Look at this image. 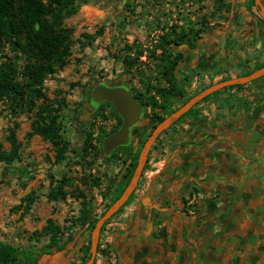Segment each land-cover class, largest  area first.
<instances>
[{"label": "rangeland", "instance_id": "obj_1", "mask_svg": "<svg viewBox=\"0 0 264 264\" xmlns=\"http://www.w3.org/2000/svg\"><path fill=\"white\" fill-rule=\"evenodd\" d=\"M243 1L249 16L264 28L259 22L257 8L249 6V0H75L77 12L64 21L72 30L73 45L68 64L43 81V93L55 111L59 137L53 142L37 135L29 137L32 114L14 112L7 102L0 105V143L3 149H9L6 137L11 129L20 143L19 160L9 166L0 162V243L38 253L50 243L52 233H42L49 220L59 228L58 244L62 247L59 251L52 249V252L65 254L70 250L73 254L81 252L82 256L92 230L90 224L104 212L111 191L128 164V150L116 149L110 158H103L99 152L100 132L112 130L117 120L107 105L102 106L96 117L89 113L86 103L90 88L101 81L110 85L125 81L147 104L144 109L146 122L131 131L132 144L137 147L142 137L134 133H150L151 99L162 102L157 90H169L175 85V96L168 101L169 106L175 108L189 96L197 94L199 89L229 76L232 68L226 61L233 55L231 50L236 43L227 45L225 38L227 34L229 37L242 34L243 17L239 16V11ZM224 27L228 31L217 40L223 46L216 51L213 71L190 69L192 64L185 65L180 61L172 77L173 83L166 78L161 65L163 49L170 51L172 56L176 51L172 46H164L165 38L184 31L192 40L197 33L200 38L190 48L199 49L205 37ZM185 48L181 45L178 50L188 56ZM5 53L10 55L8 51ZM239 69L242 76L249 72L246 66ZM248 84L214 92L165 133L173 131L185 119L194 117L197 108L202 110L201 107L208 108L216 102L225 103L230 110L247 106L251 102L237 98V93H232L233 87L257 91L264 85V77ZM77 118L86 121V126L80 127ZM87 133L92 134L90 138ZM62 145L67 147V152L64 159L57 162L56 148ZM62 178L67 181L64 195L57 201L49 200L47 193L51 180ZM28 195L34 198L31 204L26 201Z\"/></svg>", "mask_w": 264, "mask_h": 264}, {"label": "flooded vegetation", "instance_id": "obj_2", "mask_svg": "<svg viewBox=\"0 0 264 264\" xmlns=\"http://www.w3.org/2000/svg\"><path fill=\"white\" fill-rule=\"evenodd\" d=\"M212 34L208 41L222 39ZM228 35L225 40L227 45H231L233 37ZM203 45L205 42L199 49ZM185 47L189 55L181 51L182 62L190 65L199 49L187 45ZM206 53L207 49L204 50ZM245 99L251 103L235 110L227 107L225 115L217 114L210 119L200 115L201 110L197 108L194 117L185 119L173 131L165 133V130L158 136L149 150L134 192L140 190L144 173L154 168L153 162L171 155L178 162L166 163L150 183L151 186L158 184L157 194L151 196L152 207L144 206L140 212L133 210L130 219L135 221L138 217L144 225L142 228L136 230L134 224L121 228L119 222L123 218L122 212L114 217L116 212L103 225L94 264L99 255L105 259L106 264H121L117 249L109 240L121 234L134 238L144 237L141 241L145 242L152 240L150 245H155L157 250L160 245V229L152 230L154 237L151 239L145 236L146 225L149 223L154 226L157 222L162 223L173 217L183 222V226L178 228V236L182 241L187 235L184 223L191 226V235L196 240V246L191 248V264H264V85L255 93L248 92ZM86 109L92 116L96 112ZM144 116L147 120L146 113ZM153 126L152 123L148 127L150 133ZM189 128L192 132L185 136ZM141 133L138 131L134 134L141 135V140L150 134ZM130 145L135 146L132 137ZM167 191L169 196H165ZM170 207L174 214L163 211ZM137 247L138 243L129 246L131 255L128 261L131 264H144L143 256L137 257L140 251ZM54 253L43 255L42 261L37 264H49L54 260ZM69 254L72 256L66 257L64 261L60 259L59 263H76L73 259L75 252L73 254L66 250L61 256ZM126 264L129 263L126 261Z\"/></svg>", "mask_w": 264, "mask_h": 264}, {"label": "trees", "instance_id": "obj_3", "mask_svg": "<svg viewBox=\"0 0 264 264\" xmlns=\"http://www.w3.org/2000/svg\"><path fill=\"white\" fill-rule=\"evenodd\" d=\"M249 3V6L255 7L253 0H249ZM76 12L75 0H0V105L3 102H7L14 112L32 114L33 120L28 133L29 137L37 135L48 142H53L54 139L59 137V128L56 126V117L54 115L55 111L49 105L43 93V81L48 75L62 70L68 64L73 45L72 30L65 26L64 21ZM259 22L264 26L262 19H259ZM199 38L200 34L196 33L193 35L192 40H189L188 35L181 31L171 35V38L163 40L164 46H172L174 51H176L175 56H172L170 51L163 49L161 57V65L164 68L165 76L172 83L174 72L179 62L182 61V54L178 47L181 45L190 47ZM6 51L10 55H7ZM227 79L229 78L225 77L222 80ZM174 86L169 90L159 89L156 91L162 98L161 103H157L154 98L151 99L152 116L149 118V122L153 123L154 126L194 96H189L178 107L172 108L169 106L168 101L175 96ZM244 86L236 85L237 88ZM134 96L146 109L147 104L143 99L137 94H134ZM207 98L209 96L202 101ZM103 105L111 107L117 123L112 130L100 132V146L103 138L113 133L121 125V119L108 103L101 104L93 117L99 115ZM191 110L193 111V108ZM77 122L80 127L86 126V121H82L80 118H77ZM86 135L87 138H90L92 134L87 133ZM146 137L141 140L135 153H133V147L130 144L126 147H119L120 149L128 150V164L126 163L117 185L111 191L109 202L104 212L121 195L129 183L136 167L139 151ZM6 141L9 144L8 150H4L0 143V162L9 166L14 161L19 160L20 157V143L16 138L14 129L9 130ZM86 143L87 141H85V145ZM66 150L67 147L63 145L56 148L57 162H61L64 159ZM66 182L64 178L60 180L52 179L47 198L51 201H57L62 197ZM132 195L130 198H132ZM33 200L32 195L27 196L26 201L28 204H31ZM128 203L129 199L118 211H121ZM96 221L97 219L90 224V230ZM58 230L59 228L54 227L51 221H47L42 233H52L50 243L46 249L35 254L20 250L7 243H0V264L40 263L43 255L53 253L52 249L53 251L62 249L58 244ZM89 249L90 237L87 244L83 247V255L80 262L73 264H84L89 259Z\"/></svg>", "mask_w": 264, "mask_h": 264}, {"label": "crops", "instance_id": "obj_4", "mask_svg": "<svg viewBox=\"0 0 264 264\" xmlns=\"http://www.w3.org/2000/svg\"><path fill=\"white\" fill-rule=\"evenodd\" d=\"M261 1L264 5V0ZM241 5L242 6L240 7L241 10L239 11V16L243 17V21L241 22L243 31L240 37L236 35L232 36L234 38L232 44H236L231 50V52H233V55H230L226 61V64L228 63L227 66L232 68L230 70L229 76H227L229 79L242 76L241 70L239 69L241 66H246L249 71L247 74H249L257 70L256 66L262 67L264 65V28L258 26V22L256 21V19L249 16V12L245 8L244 1L243 3H241ZM233 7L234 1L232 2V8ZM227 31V27H224L220 32L214 30L213 33L214 35H219L220 37H222V35L225 32L227 33ZM229 33H231V31H229ZM214 35L212 34V36ZM208 38L209 37H205L203 39L202 43L205 42V45H203V48L198 50L199 53L197 55H194L195 59L192 63V67H194V70L203 72L214 70L213 68L215 67V60L217 58L215 51H218L223 45L217 40L208 41ZM206 49L208 50V53L204 54V50ZM234 68H237V70H234ZM248 92L250 91L236 90L235 88L232 89V93H237V98L241 100H244L246 98ZM255 92L256 90H253L250 93ZM224 104H221V102H216V104L209 105L208 108L203 109V107H201L202 110L199 114L205 116L204 118L208 117L209 119L210 117H214L217 114L225 115L227 112V106ZM250 107H252V105ZM191 132L192 129L189 128L187 129V132L184 133V135L189 136L188 134H190ZM176 162H178V160L174 158V155H171L169 157L167 156L161 160L153 162L154 168L144 173L143 183L140 187V190L135 195L133 202L122 211L123 218L119 222L121 228L124 229L134 224L135 229L138 230L142 228V226H144L138 217L135 221H133L132 219H130V216H132L131 214L135 209L140 212V210L144 206L152 207L151 196L153 194L156 195L158 191V184L151 186L152 182L160 174V168L164 167L166 163ZM169 194L170 193L168 191L165 192V196H169ZM163 211L174 214L172 207H170L169 209H163ZM179 226H183V222H180L176 217L166 219L162 223L157 222L154 226L149 223L146 225L145 236H149L151 237V239H153L154 237V234H151L152 230L154 228L160 229V245L158 246L157 250L155 245L154 247H151L150 241L152 242V240H148L146 242L141 241V239H143L144 237L134 238L131 235L124 236V234H121L109 240L112 241L113 246L117 249L121 264H126V261L127 263L131 264V262L128 261V258L131 255V252L128 251V249L129 246L134 243L139 244V247H137V249L140 251L139 254H137V257L142 255L143 259H145L144 264H191V258L193 257V250L191 248L196 246V240H194L191 235V226L185 225L184 223V227L187 228V235L185 237V240L182 241V239L178 236ZM236 240L238 241V239ZM70 256H72V254L68 255V257ZM73 256V259H75L76 263L80 262V259L82 257L81 252H77ZM66 257L67 256H61V254L53 256L52 258L54 260L50 261L49 264H62L59 263V260L61 259L62 261H64ZM96 264H106V261L102 256L99 255L97 257Z\"/></svg>", "mask_w": 264, "mask_h": 264}, {"label": "water", "instance_id": "obj_5", "mask_svg": "<svg viewBox=\"0 0 264 264\" xmlns=\"http://www.w3.org/2000/svg\"><path fill=\"white\" fill-rule=\"evenodd\" d=\"M254 5L258 10V15L264 21V5L261 0H253ZM264 77V65L259 69L236 78H230L213 83L197 94L189 98L184 104L166 116L160 121L148 135L144 141L138 158L136 167L130 178L129 183L121 193V195L106 209V211L97 219L90 233V249L89 259L84 264H94L97 253V246L100 236V231L103 225L128 201L131 194L134 192L139 178L142 174L144 165L147 161L149 150L151 149L158 136L169 129L175 122H177L184 114L189 112L197 103L204 98L210 96L223 88L234 85H245ZM108 103L113 107L116 114L121 119L120 127L113 133L107 135L102 140L101 155L103 158H110L113 151L119 147H126L131 142L132 129L143 125L146 122L144 116L143 105L135 98L134 93L128 87L125 81L109 84L107 82H97L89 90L88 101L86 107L97 110L103 104ZM136 146H134L135 149ZM63 252H56L53 256L62 254ZM52 256V257H53ZM43 259V258H42ZM42 261V260H41Z\"/></svg>", "mask_w": 264, "mask_h": 264}]
</instances>
